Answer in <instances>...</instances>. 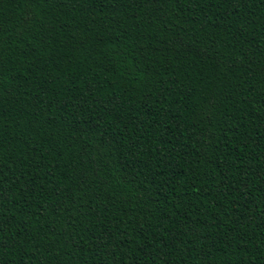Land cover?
I'll return each instance as SVG.
<instances>
[{
	"label": "trees",
	"instance_id": "16d2710c",
	"mask_svg": "<svg viewBox=\"0 0 264 264\" xmlns=\"http://www.w3.org/2000/svg\"><path fill=\"white\" fill-rule=\"evenodd\" d=\"M0 264H264V0H0Z\"/></svg>",
	"mask_w": 264,
	"mask_h": 264
}]
</instances>
